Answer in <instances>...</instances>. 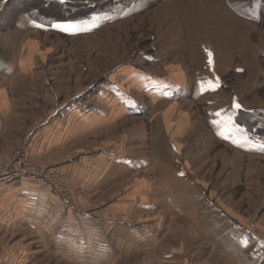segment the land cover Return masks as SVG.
<instances>
[{
    "label": "rangeland",
    "instance_id": "374dc122",
    "mask_svg": "<svg viewBox=\"0 0 264 264\" xmlns=\"http://www.w3.org/2000/svg\"><path fill=\"white\" fill-rule=\"evenodd\" d=\"M0 44L6 84L24 99L0 162L19 156L62 169L66 197L29 181L62 200L78 197L64 167L78 150L90 160L125 135L149 167L137 175L144 194L127 188L148 202L151 230L157 218L163 229L153 231V251L121 264H264V0H0ZM114 93L135 116L97 136V108ZM235 103L252 113L251 137L235 122ZM63 108L81 114L71 133H93L66 151L47 134L61 127ZM12 237L5 246L31 240Z\"/></svg>",
    "mask_w": 264,
    "mask_h": 264
},
{
    "label": "crops",
    "instance_id": "0c3cea01",
    "mask_svg": "<svg viewBox=\"0 0 264 264\" xmlns=\"http://www.w3.org/2000/svg\"><path fill=\"white\" fill-rule=\"evenodd\" d=\"M29 49L34 48L30 46ZM0 50V141H4L9 137L5 132L13 129L8 122L21 116V109L16 106L24 99L13 97V87L6 84L7 63L1 44ZM26 63L19 60L18 66L22 68ZM126 97L124 93H114L113 99L101 100L97 108V136L127 120L128 116L132 117ZM65 109L61 111L69 112L59 116L57 122L61 127L55 133H47L54 139L52 149L60 147L66 151L82 142L86 134H93L71 133L74 128H82L81 114L79 110ZM32 112V109H26L23 114L27 116ZM54 117L58 116L51 115L49 120ZM124 136L100 146L90 160L83 161L80 156L83 150L77 151L76 159L71 157L74 154L65 157L68 183L79 199L72 196V199L62 200L50 188H39L24 178L0 184V264H38L44 260L43 263L49 261L50 264L52 258H57L61 264H121L137 254L153 251L158 243L156 235L152 237L153 231L163 229L161 220L153 219L155 225L151 230L146 209L148 202L134 199V191L127 188L136 184L142 189L147 185L144 177L137 175L149 171V167L140 164L143 158L133 156L134 147ZM119 186L126 187L121 192L125 199L119 200L115 195ZM102 194L109 198L105 202H95V196ZM135 215L145 217L133 220ZM23 231L31 239L26 245L5 246L8 238L21 235ZM150 260L131 264H152ZM157 261L160 262L159 253Z\"/></svg>",
    "mask_w": 264,
    "mask_h": 264
},
{
    "label": "built area",
    "instance_id": "2783aa9c",
    "mask_svg": "<svg viewBox=\"0 0 264 264\" xmlns=\"http://www.w3.org/2000/svg\"><path fill=\"white\" fill-rule=\"evenodd\" d=\"M18 156V154H16ZM38 173L39 175L37 176ZM44 176V177H43ZM63 177V171L60 168L52 167L43 169L22 158L14 157L9 161L0 162V184H9L19 178H24L39 186L51 187L59 196L66 197L60 179Z\"/></svg>",
    "mask_w": 264,
    "mask_h": 264
},
{
    "label": "trees",
    "instance_id": "16d2710c",
    "mask_svg": "<svg viewBox=\"0 0 264 264\" xmlns=\"http://www.w3.org/2000/svg\"><path fill=\"white\" fill-rule=\"evenodd\" d=\"M52 3V2H51ZM53 4V3H52ZM59 6H64L66 3H60L59 2ZM251 115L252 113L248 110H237V113L235 115V122H237V125L238 126H241V127H245L246 128V133L251 137L250 133H251V130H250V124H249V121L248 119L251 118ZM245 116V117H244ZM254 133V131H253ZM253 139V138H252Z\"/></svg>",
    "mask_w": 264,
    "mask_h": 264
},
{
    "label": "snow or ice",
    "instance_id": "6c2138e0",
    "mask_svg": "<svg viewBox=\"0 0 264 264\" xmlns=\"http://www.w3.org/2000/svg\"><path fill=\"white\" fill-rule=\"evenodd\" d=\"M57 27H61V26H57ZM73 27H74V26H72V25H68V26L61 27V30H62V31H69V30H71ZM209 55H211V54H209ZM210 88H211V90H214V86H212L211 84H210ZM233 107L236 108L237 110H239V109L241 108V105H240L239 103H235V104L233 105ZM217 115H220V114L217 113ZM262 147H264V146H262Z\"/></svg>",
    "mask_w": 264,
    "mask_h": 264
}]
</instances>
